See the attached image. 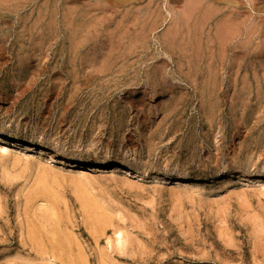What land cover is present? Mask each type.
<instances>
[{"label":"rangeland","instance_id":"rangeland-1","mask_svg":"<svg viewBox=\"0 0 264 264\" xmlns=\"http://www.w3.org/2000/svg\"><path fill=\"white\" fill-rule=\"evenodd\" d=\"M0 132L150 175L0 141V264H264V0H0Z\"/></svg>","mask_w":264,"mask_h":264},{"label":"bare ground","instance_id":"bare-ground-1","mask_svg":"<svg viewBox=\"0 0 264 264\" xmlns=\"http://www.w3.org/2000/svg\"><path fill=\"white\" fill-rule=\"evenodd\" d=\"M0 138L2 142L8 143L5 140L7 139H13L14 146L20 149H24L28 152H38L40 155L48 156V161L50 163H59L62 165L68 164L74 169H93L95 165H104V166H110L114 167L120 174L124 175H132L134 176V179L144 180L147 177H150V175L147 172L142 173H134L131 174V170L135 167L133 165H119L115 161H107V160H99V159H92V160H84L82 158H71V157H63L58 154L50 153L47 149L43 148L42 146H39V143L35 140H29V141H22L18 138L13 137V135L5 134L0 132ZM4 150H7V145L5 144L3 146ZM226 173H229L226 171ZM152 177H154L155 181L157 182H163V183H169L172 180H189V177L186 176L183 173L180 172H171V173H159L154 174ZM195 181H200L202 179L201 176H197L195 178ZM250 180H254L256 183H264V174L259 173H243L241 177H239V185L246 186Z\"/></svg>","mask_w":264,"mask_h":264}]
</instances>
